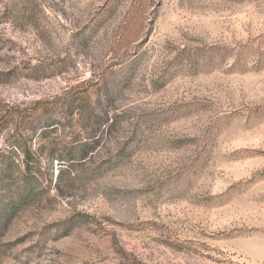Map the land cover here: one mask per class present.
I'll return each mask as SVG.
<instances>
[{
  "label": "rangeland",
  "instance_id": "rangeland-1",
  "mask_svg": "<svg viewBox=\"0 0 264 264\" xmlns=\"http://www.w3.org/2000/svg\"><path fill=\"white\" fill-rule=\"evenodd\" d=\"M0 264H264V0H0Z\"/></svg>",
  "mask_w": 264,
  "mask_h": 264
},
{
  "label": "trees",
  "instance_id": "trees-1",
  "mask_svg": "<svg viewBox=\"0 0 264 264\" xmlns=\"http://www.w3.org/2000/svg\"><path fill=\"white\" fill-rule=\"evenodd\" d=\"M75 90L79 91V87H77ZM82 93V92H81ZM80 99V98H79ZM79 99H76L75 101L79 100ZM126 144V142L124 143ZM32 162H31V153L30 151H27L25 152V166H26V172H27V175H26V180L28 181L29 180V177L31 176V171H32ZM29 172V173H28Z\"/></svg>",
  "mask_w": 264,
  "mask_h": 264
}]
</instances>
